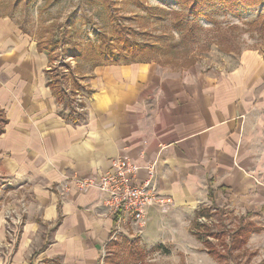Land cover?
Returning <instances> with one entry per match:
<instances>
[{"label":"crops","instance_id":"obj_1","mask_svg":"<svg viewBox=\"0 0 264 264\" xmlns=\"http://www.w3.org/2000/svg\"><path fill=\"white\" fill-rule=\"evenodd\" d=\"M36 36L0 12V264H224L210 247L223 250L226 231L210 228L226 212L239 216L228 235L251 231L232 250L251 264L264 231L261 56L245 54L228 73L155 60L80 73L79 59L63 54L68 105L49 84L55 68ZM118 157L171 199L149 207L141 235L131 221L115 234L106 195L79 184Z\"/></svg>","mask_w":264,"mask_h":264},{"label":"rangeland","instance_id":"obj_2","mask_svg":"<svg viewBox=\"0 0 264 264\" xmlns=\"http://www.w3.org/2000/svg\"><path fill=\"white\" fill-rule=\"evenodd\" d=\"M182 1L185 3L176 0H34L28 5L27 0H0V12L13 14L21 26L39 39L52 35L78 46L92 43L107 46L111 42L109 38L115 40L114 27L119 24L127 34L124 35L128 43L155 46L145 54L144 61L155 60L171 67L185 68L198 62L206 68L216 65L219 71L228 73L243 61L245 54L257 53L264 60V0L256 5H240L237 12L225 9L220 1L207 6L206 0H199L202 8L192 11L193 0ZM104 31L107 38L99 39ZM61 47L51 64L57 71L63 69L58 62L69 60L63 55L64 45ZM72 62H77L80 73L88 71L93 63L91 59ZM214 217L210 230H225L223 241L227 244L228 234L235 230L239 216L226 212L220 222L216 220L219 216ZM258 218L264 224L263 216ZM226 244L222 252L226 251ZM249 248L258 250L259 254L251 264H261L264 231L253 237Z\"/></svg>","mask_w":264,"mask_h":264},{"label":"trees","instance_id":"obj_3","mask_svg":"<svg viewBox=\"0 0 264 264\" xmlns=\"http://www.w3.org/2000/svg\"><path fill=\"white\" fill-rule=\"evenodd\" d=\"M31 0H29L30 2ZM177 3L184 4L182 0H176ZM217 1H220L219 4L222 6H225L227 10H231L232 12H237V9L240 5H256L257 3H260L261 0H206L207 6H214L215 4H218ZM199 0H193L191 2V9L198 10L199 8H202V5L198 3ZM263 2V1H262ZM205 3V4H206ZM204 4V5H205ZM117 26L119 24H116ZM115 26V40L112 38L111 42L107 45L102 47L101 44L94 45L93 43L89 46H83V45H76L70 44L69 40H64L62 38H55L51 35L50 38H45L43 42H39V48L40 50L47 51L49 57L51 60H54L56 58L55 52L60 49L61 46L64 45L63 50L64 54H68L70 57L77 58V59H91V61L94 63V65H100L103 63H119V62H138V61H144L143 57L146 53H149L152 51L155 46L153 44L147 43V45H138L131 41H129L125 38V35L127 36L125 30L121 29L120 26ZM107 32H101L99 34V39H106L107 38ZM125 34V35H124ZM48 37V36H47ZM114 41H117L119 45H116ZM121 44V45H120ZM62 48V47H61ZM149 51V52H148ZM55 55V56H54ZM91 55V56H90ZM56 60V59H55ZM52 73L56 71L54 78L49 82V84L53 87L55 94L57 95L58 99L61 102H65L68 105H71L72 103L68 101V98L66 96L65 90L63 89V79L66 76L64 74V71H57L56 69L50 70ZM53 77V74H52ZM5 123V119L2 115V111L0 110V132L3 130V124ZM251 231L247 230L246 228H240L234 233H232L230 246L226 249L225 252L220 251L217 247L211 246L210 251L218 258L220 259L224 264H247V261L245 263H242L241 260H238L239 258H236L232 252L233 249L241 248L243 244L247 241Z\"/></svg>","mask_w":264,"mask_h":264},{"label":"built area","instance_id":"obj_4","mask_svg":"<svg viewBox=\"0 0 264 264\" xmlns=\"http://www.w3.org/2000/svg\"><path fill=\"white\" fill-rule=\"evenodd\" d=\"M152 174L154 165L147 167ZM140 166L129 158L118 157L111 169L98 177L79 180L81 187H96L106 195L103 204L115 218V234L131 221L137 235L144 233L148 224V209L153 205L164 206L171 199L159 195L149 180L137 179Z\"/></svg>","mask_w":264,"mask_h":264}]
</instances>
